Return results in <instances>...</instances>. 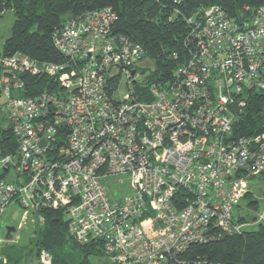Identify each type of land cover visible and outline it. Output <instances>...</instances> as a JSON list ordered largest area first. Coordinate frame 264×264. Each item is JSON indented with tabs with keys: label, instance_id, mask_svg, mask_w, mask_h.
Wrapping results in <instances>:
<instances>
[{
	"label": "built area",
	"instance_id": "2783aa9c",
	"mask_svg": "<svg viewBox=\"0 0 264 264\" xmlns=\"http://www.w3.org/2000/svg\"><path fill=\"white\" fill-rule=\"evenodd\" d=\"M116 19L104 7L62 23L52 40L65 62L2 60L59 89L24 97L13 80L0 92V136L15 141L13 153L0 145V222L11 204L24 221L59 210L78 243L102 240L114 264H229L184 254L264 223V206L255 220H235L249 178L264 177V132L232 134L233 108L264 88V4L243 25L218 5L189 17V57L150 87L149 102L132 90L144 50L112 33ZM124 182L129 191L116 197L110 186ZM33 260L50 264L44 250Z\"/></svg>",
	"mask_w": 264,
	"mask_h": 264
},
{
	"label": "trees",
	"instance_id": "16d2710c",
	"mask_svg": "<svg viewBox=\"0 0 264 264\" xmlns=\"http://www.w3.org/2000/svg\"><path fill=\"white\" fill-rule=\"evenodd\" d=\"M264 0H0V17L10 10L13 24L0 52V92L13 80L23 82L19 93L33 97L43 91H57V83L44 73L38 75L16 74L3 66L2 60L14 53H22L39 63H62L66 58L53 44V32L62 23L77 18L86 12L111 7L117 14L112 33L123 35L139 43L144 50L147 67L142 84H133V96L149 102L153 100L150 87L160 85L172 78L174 69L189 57L190 47L186 42L190 26L187 19L200 9L218 5L238 25L249 22ZM235 120L232 134L235 138L264 132V88L252 89L246 95L245 105L233 108ZM0 145L5 152H15V141L9 130L0 136ZM251 192L242 198V203L257 206L251 200ZM254 207V208H255ZM261 209V208H260ZM238 214L240 223L255 220ZM42 222L33 231L30 240L31 255L45 251L50 264H91V259L104 257V244L100 239H92L80 244L69 230L66 214L59 210L41 211ZM9 257V264H22V256ZM186 258H203L207 261L238 264H264V223L244 227L238 233L223 234L203 244L192 245L184 254ZM27 262L30 260H26ZM109 262H111L109 260ZM114 264V263H110Z\"/></svg>",
	"mask_w": 264,
	"mask_h": 264
},
{
	"label": "rangeland",
	"instance_id": "374dc122",
	"mask_svg": "<svg viewBox=\"0 0 264 264\" xmlns=\"http://www.w3.org/2000/svg\"><path fill=\"white\" fill-rule=\"evenodd\" d=\"M13 13L10 10L5 11L2 16L0 17V52L2 51L3 43L5 39L10 34V28L13 24ZM142 68L147 67L149 70L152 68V64L145 60L142 62ZM137 75L134 76V80L137 82H141L144 80L147 74L146 71L137 70ZM120 93L119 95L122 96L123 94L127 93V86L125 84V79L122 78L120 81ZM9 180L10 178L7 177ZM250 181H247L248 185V192H251L250 198L251 200L257 201V206H250L245 203H242L241 208L237 210L236 215L243 214L245 212H249L248 217L252 219V217L256 216L257 212L260 211L264 206V177L262 176H252L249 178ZM111 190H113L116 197L121 196L122 193H126L129 191L128 184L124 182V186H110ZM255 207V208H254ZM261 208V209H260ZM242 211V212H241ZM252 216V217H251ZM27 220V219H26ZM41 221L37 220V217L32 215L27 221H24L23 214L21 209L18 208L16 205L11 204L5 213L4 218L0 222V264L1 260L5 259L9 264V257L7 253H10L12 256H22L25 255L24 258L29 257L26 260H31L36 257V253L32 255L28 253V250L32 248L30 246L31 237H33V231L38 227ZM6 227H13L15 230L12 232L11 240L6 239ZM21 260L22 264H30V261ZM108 259L104 257H95L91 259V264H110ZM31 264H36V260H33Z\"/></svg>",
	"mask_w": 264,
	"mask_h": 264
},
{
	"label": "water",
	"instance_id": "95a60500",
	"mask_svg": "<svg viewBox=\"0 0 264 264\" xmlns=\"http://www.w3.org/2000/svg\"><path fill=\"white\" fill-rule=\"evenodd\" d=\"M14 228L13 227H6V235H5V237H6V239H8V240H11V238H12V232H14Z\"/></svg>",
	"mask_w": 264,
	"mask_h": 264
},
{
	"label": "flooded vegetation",
	"instance_id": "af4514ba",
	"mask_svg": "<svg viewBox=\"0 0 264 264\" xmlns=\"http://www.w3.org/2000/svg\"><path fill=\"white\" fill-rule=\"evenodd\" d=\"M6 229V228H5Z\"/></svg>",
	"mask_w": 264,
	"mask_h": 264
}]
</instances>
